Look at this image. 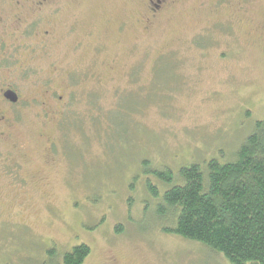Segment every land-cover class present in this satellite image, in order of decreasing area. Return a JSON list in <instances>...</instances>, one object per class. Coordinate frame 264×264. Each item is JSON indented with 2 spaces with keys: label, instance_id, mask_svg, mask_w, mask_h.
I'll return each instance as SVG.
<instances>
[{
  "label": "rangeland",
  "instance_id": "1",
  "mask_svg": "<svg viewBox=\"0 0 264 264\" xmlns=\"http://www.w3.org/2000/svg\"><path fill=\"white\" fill-rule=\"evenodd\" d=\"M63 1L34 31L31 9L12 13L2 34V83L22 100L0 102V264H64L80 245L84 264H231L167 232L164 196L184 168L235 162L264 121V46L223 45L213 0H184L167 25L139 0ZM249 11L246 45L264 0Z\"/></svg>",
  "mask_w": 264,
  "mask_h": 264
},
{
  "label": "trees",
  "instance_id": "2",
  "mask_svg": "<svg viewBox=\"0 0 264 264\" xmlns=\"http://www.w3.org/2000/svg\"><path fill=\"white\" fill-rule=\"evenodd\" d=\"M182 186L164 196L177 216L167 229L223 254L231 264H264V121L228 164L211 160L180 172ZM91 255L80 245L64 256V264H84Z\"/></svg>",
  "mask_w": 264,
  "mask_h": 264
},
{
  "label": "flooded vegetation",
  "instance_id": "3",
  "mask_svg": "<svg viewBox=\"0 0 264 264\" xmlns=\"http://www.w3.org/2000/svg\"><path fill=\"white\" fill-rule=\"evenodd\" d=\"M255 0H241L234 9L235 11H226L231 8L233 2L231 0H213L212 7L216 15L222 16L220 19L211 25L210 29L214 30L217 35L222 39V44L229 47V43L232 42L237 48L241 46H254L262 45L264 46V34L255 35L253 38H248V45L242 44V38L239 35V30L242 26H250L254 23L252 22L250 9ZM205 0H202L199 6H203ZM140 11L139 15L148 20L150 24L158 22L162 24H168L172 20L173 13L169 9L175 10L180 5L179 9H184L187 4L184 0H139ZM31 9L34 18L37 19L35 23L31 24V29L34 31L41 25L45 17H58L66 9V3L63 0H0V102L5 104L7 107H16L21 103V95L10 85L2 83L1 74L3 72V67H5V62L8 57V45L6 41L2 38L3 32L6 31V21L11 16L12 13L17 14V11L25 12L24 10ZM184 11L177 14H183ZM146 22V21H145ZM34 33V32H32ZM135 46H137L135 44ZM12 93L16 96V100L12 101L7 95ZM67 97L59 96L58 100L65 101ZM50 100H56L53 93H51ZM63 106L58 107L57 114H64L61 111ZM41 110L47 115L53 113L50 111V107H47V102H41Z\"/></svg>",
  "mask_w": 264,
  "mask_h": 264
},
{
  "label": "water",
  "instance_id": "4",
  "mask_svg": "<svg viewBox=\"0 0 264 264\" xmlns=\"http://www.w3.org/2000/svg\"><path fill=\"white\" fill-rule=\"evenodd\" d=\"M7 96H8L12 101H15V100H16V96H15L14 94H12V93H9Z\"/></svg>",
  "mask_w": 264,
  "mask_h": 264
}]
</instances>
